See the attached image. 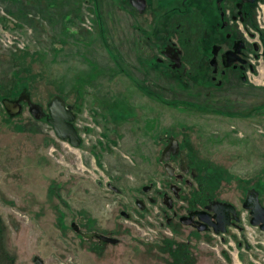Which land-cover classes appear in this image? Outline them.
Instances as JSON below:
<instances>
[{"label":"rangeland","instance_id":"obj_1","mask_svg":"<svg viewBox=\"0 0 264 264\" xmlns=\"http://www.w3.org/2000/svg\"><path fill=\"white\" fill-rule=\"evenodd\" d=\"M123 1L98 0L96 9L97 0H55L52 10L43 8L44 0H0V76H15L18 64L35 55L34 92L85 86L81 96L68 90L81 98L77 108L56 97L73 111L80 145L55 136L45 147L46 135L34 141L29 131L20 135L10 127L1 135L0 185L14 264H39L36 257L43 264H264V230L249 220L224 234L197 237L189 227L168 223L161 206L171 194L161 191L151 200L169 180L159 161L161 133L185 134L195 166L214 168L217 177L227 174L223 199L238 206L232 192L240 187L243 197L247 188L257 196L252 187L264 188V80L253 75L218 105L198 103L205 98L186 85L163 90L165 79L142 73L144 52L137 60L130 54L137 19L123 14ZM118 50L126 51L125 59L117 61ZM139 67L135 77L129 75ZM119 102L131 109L124 112ZM197 103L207 109L196 111ZM109 182L123 192L115 194ZM79 219L103 232L102 238L82 237L88 228ZM167 239L177 244L168 248Z\"/></svg>","mask_w":264,"mask_h":264},{"label":"flooded vegetation","instance_id":"obj_2","mask_svg":"<svg viewBox=\"0 0 264 264\" xmlns=\"http://www.w3.org/2000/svg\"><path fill=\"white\" fill-rule=\"evenodd\" d=\"M123 2L130 17L137 19V24L132 27L134 39L131 40L130 54L137 60L140 51L144 52V58L140 59L144 66L142 73L148 70L146 77L152 75L165 79L163 90L166 91L165 86L171 87L173 83L178 86L186 85L191 87L198 97L203 96L206 99L202 98L198 103L213 102L218 105L227 94L240 92L241 87L252 81L253 75V78L259 77L264 80V24H262L264 0H124ZM125 52L118 50L113 53L119 61L125 59ZM150 65L153 66L152 69L149 68ZM133 69L134 72L129 75L135 77L140 72V67ZM18 91L8 97H0V139L6 128L10 127L12 133L15 131L20 135L29 131L27 135L34 141L38 140L40 135H46L43 145L45 147H49L50 144V147L52 146L51 142L55 141V136L57 140H63L47 120L48 105L54 103L55 99L50 97L48 100L38 101L27 90L26 92L24 90V93L22 90ZM21 93L28 97L21 96ZM198 103L192 104L198 107L196 111L200 112L199 109L203 107L207 109ZM66 108L70 109L68 106ZM34 111L44 117L43 120L36 117ZM38 124H41V131L36 130ZM158 142L162 144L159 161L165 174L169 175V180L160 189L153 191L154 197L151 196L153 198L151 200L160 196L161 191L163 194L167 192L172 195L171 199L168 196L162 198L165 205L161 206V209L168 223L189 227L191 234L199 232L214 236V226L210 222L185 224L181 218L193 216L194 221H198V212L202 211L207 213L209 220L215 221V211L226 208L230 209L228 232L232 226L240 224L242 211H248L244 204L252 197L251 194L248 196L249 189L246 190L244 197V188L240 187V193L232 192L236 194V199L240 200L238 206L228 199H223L220 192L223 183H229L227 174L223 172L225 175L222 173L223 176L217 177L214 168L209 172L204 167L195 166L187 145H183L186 143L185 134L161 133ZM68 143L72 144L69 140ZM190 144L192 148L196 147L192 141ZM169 146V151L164 154ZM165 156L168 157L162 159ZM166 164L173 167V175L167 172ZM175 175L176 177H172ZM107 185L110 189L114 188L111 182ZM6 199L0 185V264H14L13 254L6 241L10 227L3 213ZM143 205H146L145 202ZM121 215L126 218L132 217L126 210H121ZM80 221L79 219L78 223ZM88 223L87 220L86 224L84 222L88 232H80L83 233L82 237L101 239L103 232L91 229ZM80 225L84 228L83 222H80ZM37 258L39 264H43L42 259Z\"/></svg>","mask_w":264,"mask_h":264},{"label":"water","instance_id":"obj_3","mask_svg":"<svg viewBox=\"0 0 264 264\" xmlns=\"http://www.w3.org/2000/svg\"><path fill=\"white\" fill-rule=\"evenodd\" d=\"M43 109V107H42ZM48 117L47 120L50 122L54 129L56 130L57 135L62 139H68L72 145L78 146L81 143V137L78 134L77 129L75 128L74 124L72 123V120L74 119L73 113L70 109H67L65 104H63L60 101H55L54 103H49L48 105ZM34 114L38 118H42V116H39L34 111ZM170 149V146L166 148L164 151V154L167 153ZM168 156L163 157L162 159H166ZM167 172L170 175H173V167L170 165H165ZM150 186H145L144 190L148 191ZM257 195V194H256ZM249 196V194H248ZM257 197V198H256ZM254 197L247 199V202L244 204V207L250 210L251 213V223L255 226H259L262 230H264V205L258 198V195ZM230 209H224V210H216L215 211V221L209 220V218L206 216L207 213L205 212H198L199 219L198 221H194L193 216L192 217H182L181 220L185 224H199L203 221H208L211 223V225L214 226V232L216 234H224L228 231V224L229 222V211ZM231 210L233 211V207H231ZM37 260H39L37 258ZM41 262V261H40Z\"/></svg>","mask_w":264,"mask_h":264},{"label":"crops","instance_id":"obj_4","mask_svg":"<svg viewBox=\"0 0 264 264\" xmlns=\"http://www.w3.org/2000/svg\"><path fill=\"white\" fill-rule=\"evenodd\" d=\"M52 1H55V0H44L43 8L45 9V4H47L48 9L52 8V10H54L56 8V4L53 3ZM88 1L89 0H86V2H88ZM93 2L95 3L96 0H93ZM97 2H98V0H97ZM96 6H97L96 9L98 7L100 8L99 2H98V4ZM38 7L42 8V6H40V5ZM120 9H122L121 11H123L124 15L130 16L129 15V11H127L128 9L123 4H121V8ZM70 20H71L70 15L67 14V21H70ZM18 66H20L21 69H19L16 72L15 76H13L11 78L0 76V97H3V96L8 97V96H10L14 92L18 91L17 89H20V86L23 84L21 86L20 90H22L24 92V90L26 89L28 92H30L32 94V96L35 98V100H38V101L45 100V99L48 100L50 97H52V98H54L56 100L59 99L58 101H60V98H56V97L61 96L63 98L62 100L65 103H67L69 105H72L75 108H77L80 105L81 98L80 97H79V99H78V97L74 98L73 95L71 96V94H70L71 92H69V91L76 90L75 92L77 93V95L81 96L85 92V89L83 90V87H85V86L82 85L83 87H81V86L79 87V85L76 84V85H74V88H68V89H65L64 91L63 90H61V91L58 90L56 92V90H54V88H53L51 92L49 91V92H38V93H36V92H34L33 84H34V82H36V71H35V68L37 69L39 66L35 62V55L33 57H31V61L30 62L27 63L25 60H23L20 64H18ZM22 87H24V88H22ZM69 87H70V85H69ZM59 89H62V88H60V86H59ZM142 89H143V92H144V88H142ZM142 89H140V90H142ZM263 90H264V87L262 86V91ZM262 94H263V92H262ZM97 102L100 105H102L101 104L102 100L98 99ZM118 105L119 106H123V108L125 109V110L123 109L124 112H127V111H129L131 109V108H129L127 102H126V105L124 103L122 104L120 102L118 103ZM109 111H111V110H109ZM130 119L134 120L133 118H130ZM109 151H110L109 153H112L111 150H109ZM103 152H106V150H103ZM103 152H101V153H103ZM252 188L255 190L256 194L258 195V198L260 200H262V197L264 196V188L261 187L260 185L259 186L255 185ZM112 189H113V192L115 194H117V195L121 194L123 192V190L116 183L114 184V188L112 187Z\"/></svg>","mask_w":264,"mask_h":264},{"label":"trees","instance_id":"obj_5","mask_svg":"<svg viewBox=\"0 0 264 264\" xmlns=\"http://www.w3.org/2000/svg\"><path fill=\"white\" fill-rule=\"evenodd\" d=\"M222 176H223V175H222ZM240 182L243 183V184H246L245 181H243V182L240 181ZM241 188H242V187H241ZM244 189H245V188H244ZM248 189H250V188H247V190H248ZM174 227H175V225H174ZM178 227H180V226L178 225ZM192 234L198 237V236L201 235L202 233L195 232V233H192ZM174 242H175V241H173V239H170V240L167 239V240H165V243H166V245H167L168 248H172V246H173L177 241H176L175 243H174ZM176 244H177V243H176ZM178 244H179V246H180V247H179V251H180V250L182 249L181 247L183 246V244H182V243H178ZM166 245H164V246L166 247ZM181 245H182V246H181Z\"/></svg>","mask_w":264,"mask_h":264},{"label":"built area","instance_id":"obj_6","mask_svg":"<svg viewBox=\"0 0 264 264\" xmlns=\"http://www.w3.org/2000/svg\"><path fill=\"white\" fill-rule=\"evenodd\" d=\"M263 11H264V6H263ZM264 15V14H263ZM59 141H62V140H59ZM68 146L70 145V143H68L67 144ZM72 145V144H71ZM74 146V145H73ZM52 151H53V149H51ZM246 213H247V216H245L244 215V213H243V215H242V219H243V221L244 220H249V223L251 224V226H254L252 223H251V213L249 212V210L248 211H246ZM259 227V226H258ZM260 230L261 231H263L261 228H260ZM216 235V234H215ZM253 238V237H252Z\"/></svg>","mask_w":264,"mask_h":264}]
</instances>
